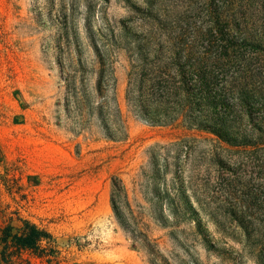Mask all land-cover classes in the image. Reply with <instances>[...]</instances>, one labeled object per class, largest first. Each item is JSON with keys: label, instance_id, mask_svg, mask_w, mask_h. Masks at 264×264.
Masks as SVG:
<instances>
[{"label": "rangeland", "instance_id": "obj_1", "mask_svg": "<svg viewBox=\"0 0 264 264\" xmlns=\"http://www.w3.org/2000/svg\"><path fill=\"white\" fill-rule=\"evenodd\" d=\"M221 15L254 41L252 74L264 81V0H0V234L7 224L30 219L53 234L56 251L51 263L27 252L24 259L264 264V223L250 227L247 240L229 215L239 208L219 194L230 170L220 176L215 154L231 147L186 123L148 124L125 99L134 34L158 24L165 31H207ZM100 54L116 77L125 139H109L88 113ZM76 96L86 104L83 116ZM233 170L248 182L244 193L264 196L262 170L256 180L253 165ZM114 176L123 179L137 217L129 231L113 211Z\"/></svg>", "mask_w": 264, "mask_h": 264}, {"label": "trees", "instance_id": "obj_2", "mask_svg": "<svg viewBox=\"0 0 264 264\" xmlns=\"http://www.w3.org/2000/svg\"><path fill=\"white\" fill-rule=\"evenodd\" d=\"M215 24L207 31H165L158 24L152 31L134 34L133 45L128 43L127 49L130 69L125 99L133 115L148 124L186 123L210 132L217 141L231 147V153L215 154V163L223 170L220 176L230 170L225 187L217 193L225 194L224 199L239 208V211L231 210L229 215L249 240L250 227L257 222L264 223V196L257 191L244 193L242 187H247L248 182L239 181L240 176L233 167L253 165L254 180L260 170L264 173V81H254L255 57L251 56L249 47L253 40L248 32L234 27L223 15ZM99 59L94 86L96 98L88 105V113L99 120L109 139H125L127 121L117 100L116 77L101 54ZM234 64L237 69L231 71ZM74 104L83 116L84 101L76 96ZM174 145L181 150L188 149L186 142ZM150 159L155 161L156 156L150 155ZM176 174L179 177L182 171ZM111 202L124 229L129 231L138 224L128 190L119 176L112 177ZM21 222L19 226L10 223L3 227L0 264L24 261L32 264L24 259L25 252L50 263L55 261L53 234L30 219H21ZM143 236L141 241L157 258L155 245L146 233ZM151 263L158 264L154 259Z\"/></svg>", "mask_w": 264, "mask_h": 264}]
</instances>
